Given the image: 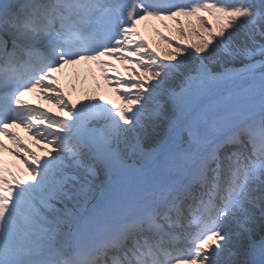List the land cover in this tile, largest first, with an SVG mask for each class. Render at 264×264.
<instances>
[{"label":"snow or ice","instance_id":"6c2138e0","mask_svg":"<svg viewBox=\"0 0 264 264\" xmlns=\"http://www.w3.org/2000/svg\"><path fill=\"white\" fill-rule=\"evenodd\" d=\"M3 137L0 264H264V0H0Z\"/></svg>","mask_w":264,"mask_h":264},{"label":"rangeland","instance_id":"374dc122","mask_svg":"<svg viewBox=\"0 0 264 264\" xmlns=\"http://www.w3.org/2000/svg\"><path fill=\"white\" fill-rule=\"evenodd\" d=\"M170 24H172V21H169ZM159 27L162 31H164L166 34L169 35H174V32H169V29L165 28L164 25L160 21H151L149 23H145V28H146V37L152 41L153 45L156 46L158 49H162V43L161 42V37L156 33L155 28ZM117 67L120 70V73L123 74L124 77H128L132 73V70L129 68H125L124 65L120 61H115ZM86 62L83 64V68L87 71V76L91 78V80L87 79L86 76H80L78 78V75H72L70 72H68L69 65L65 66V68L61 71L56 73V75L61 77V84L64 86V83L66 82L67 84V91L72 92L73 95H75L78 91L79 93L83 96L84 94L88 95H99V90L102 85L106 87V89L116 95V100L118 103L121 101L119 100V93L115 92V85H110L108 82L105 80L104 76L102 73L98 70L97 72V77L96 80L92 81V78L94 77L92 72H88L89 68L86 67ZM82 69V68H81ZM94 79V78H93ZM79 87V88H77ZM35 94L36 100L41 101L42 103L46 104L47 106L50 105L53 112L58 113L61 112V109L58 108L54 102L49 101L47 98H45L42 93L40 92L39 89L36 91H33V96ZM24 98V97H23ZM63 111H67L66 109ZM16 131V129H15ZM33 137V136H32ZM32 144L36 147L39 148L37 143L35 142V139L32 138Z\"/></svg>","mask_w":264,"mask_h":264},{"label":"bare ground","instance_id":"6f19581e","mask_svg":"<svg viewBox=\"0 0 264 264\" xmlns=\"http://www.w3.org/2000/svg\"><path fill=\"white\" fill-rule=\"evenodd\" d=\"M145 23L146 22L141 21V23L139 25V28H140L141 32L146 36ZM83 64H84V62H81L80 64H77V65H69L68 72H70L72 75H75V74L78 75V78L80 76H86L87 79L91 80V78L87 76V71L83 68ZM85 65L89 69L94 70L95 74H94V77H93L94 79L92 78V81L96 80V77L98 75L97 72L99 70L97 68V66L94 63H89V62H86ZM88 72H92L93 73V71H90V70ZM63 87H64V90L69 94V96H71L73 101H75L77 99H81L83 97V96H81V94L79 92H77L75 95H73L72 92L67 91L66 82L64 83ZM77 88H79V87H77ZM32 94H33V92H26L25 95H24V99L30 101L31 103H33L35 105H40V106L44 107L45 109H50L52 112L54 111V110H52L50 105L47 106L46 104L42 103L41 101H37L36 97H35V94H34V96ZM99 95H106L108 99H112V100H115L117 102V100L115 99L116 95L110 93L106 89V87L104 85L101 86V88L99 90ZM53 113H55V112H53ZM16 131L19 132L20 135L24 138L25 143H29V144L32 143L31 140H32L33 137H32L31 133L27 132L23 127L16 128ZM2 139H4V141L9 145V148L0 149V152H8V153H10L12 155V157H13V159H12L13 160L12 161L13 162V166L14 167H18V168H24L25 164L23 163L22 157L21 156H17L15 153L10 151V148L14 147V145H12L11 140L8 137H3Z\"/></svg>","mask_w":264,"mask_h":264},{"label":"trees","instance_id":"16d2710c","mask_svg":"<svg viewBox=\"0 0 264 264\" xmlns=\"http://www.w3.org/2000/svg\"><path fill=\"white\" fill-rule=\"evenodd\" d=\"M172 24H174V22H173ZM174 35L178 36L179 34L174 32ZM185 39H186V41H187L188 43H191V42L197 41V40L199 39V37L196 36V35H194V34H190V35H189L188 37H186ZM160 40H161V42H164V43H162V48L165 47L167 42H166V41H163L162 38H161ZM160 49H161V48H160Z\"/></svg>","mask_w":264,"mask_h":264}]
</instances>
